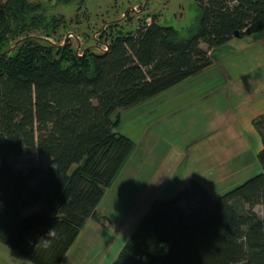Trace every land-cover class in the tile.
I'll return each instance as SVG.
<instances>
[{
	"label": "trees",
	"instance_id": "1",
	"mask_svg": "<svg viewBox=\"0 0 264 264\" xmlns=\"http://www.w3.org/2000/svg\"><path fill=\"white\" fill-rule=\"evenodd\" d=\"M196 2L187 37L153 16L134 32L113 30L106 50L78 53L51 41L63 18L0 0V244L31 264H63L136 149L116 131L122 111L208 68L232 38L264 30V0ZM253 125L263 171L219 198L193 179L153 201L114 264H264V218L254 211L264 206V116ZM35 152L51 158L46 168L9 162Z\"/></svg>",
	"mask_w": 264,
	"mask_h": 264
},
{
	"label": "rangeland",
	"instance_id": "2",
	"mask_svg": "<svg viewBox=\"0 0 264 264\" xmlns=\"http://www.w3.org/2000/svg\"><path fill=\"white\" fill-rule=\"evenodd\" d=\"M30 1L41 4L47 16L64 19V27L57 30L51 41L62 45L69 42L78 53L85 49L106 50L105 42H109L113 30L134 32L143 23L150 24L153 16L161 26L172 27L181 37H187L201 12L196 0H74L70 4L58 0ZM35 36L44 37V33L39 31ZM124 111L123 124L121 122L122 126L116 131L128 133L136 149L106 190L96 218L87 223L70 250L69 264H114L152 202L171 200L193 179L207 187L214 198H219L263 171L257 156L250 152L246 167H238L239 172L233 179L219 181V174L204 170L216 168L206 141L198 147L189 143L186 149L180 144L189 131L185 125V110L172 121L165 119L159 126L153 124L155 118L149 104ZM50 160L35 152L29 156H13L9 162L16 171L28 172L33 167L46 168ZM41 207L25 210L24 215ZM183 207L188 208L185 203ZM254 211L264 218V206L258 205Z\"/></svg>",
	"mask_w": 264,
	"mask_h": 264
},
{
	"label": "crops",
	"instance_id": "3",
	"mask_svg": "<svg viewBox=\"0 0 264 264\" xmlns=\"http://www.w3.org/2000/svg\"><path fill=\"white\" fill-rule=\"evenodd\" d=\"M210 56L208 68L136 107L149 104L157 126L185 110L189 131L181 146L198 147L206 141L217 169H204L205 173H217L219 181H227L236 176L238 167L247 166L250 152L258 156L263 149L253 122L264 116V30L234 37ZM71 257L69 252L63 264H69ZM0 264L31 263L0 244Z\"/></svg>",
	"mask_w": 264,
	"mask_h": 264
},
{
	"label": "water",
	"instance_id": "4",
	"mask_svg": "<svg viewBox=\"0 0 264 264\" xmlns=\"http://www.w3.org/2000/svg\"><path fill=\"white\" fill-rule=\"evenodd\" d=\"M236 36H239L238 34Z\"/></svg>",
	"mask_w": 264,
	"mask_h": 264
}]
</instances>
